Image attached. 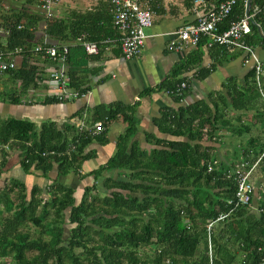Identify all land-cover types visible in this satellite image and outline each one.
I'll use <instances>...</instances> for the list:
<instances>
[{
  "label": "trees",
  "instance_id": "16d2710c",
  "mask_svg": "<svg viewBox=\"0 0 264 264\" xmlns=\"http://www.w3.org/2000/svg\"><path fill=\"white\" fill-rule=\"evenodd\" d=\"M263 1L251 0L249 12L255 6L261 8L250 22L251 32L246 37L252 46H264V37L255 24L259 23L264 33ZM30 3L31 0H25L19 9L0 13V26L5 34V40L0 39V51L20 57L15 69L3 74L4 82L11 88L0 90L2 102L19 104L22 95L46 87L32 54L37 44L71 43L82 33L86 40L96 43L117 37L111 7L105 0H98L91 9H73L52 18L32 12ZM244 12L245 0H237L231 15L217 25V30L224 31L231 20L241 18ZM24 21L42 23L44 27L40 32L26 26L18 28ZM205 42L206 38H202L186 60L175 66L155 89L172 90L182 81L188 84L182 74L201 61ZM18 48L21 51L15 52ZM226 55L221 49V59ZM86 56L82 45L69 47L70 85L80 95L88 90V86L81 87L77 69ZM213 69L210 64L196 71L195 77L204 78ZM254 73L251 67L241 83L236 78L227 79L222 84L226 92L210 94L208 101L163 110L154 123L161 133L176 139L147 135L156 145L149 154L132 142L139 124L134 105L95 107L92 122L103 121L105 129L94 136L84 133L72 139L68 138L66 126L58 127L50 120L36 128L30 120L0 116V177L9 155L18 150L20 167L26 173L35 168L49 178L55 166L57 175L72 171L81 179L85 176L80 172L81 163L93 156L92 151L84 153V148L93 141L106 143V129L113 120L120 117L126 123L117 138L115 152L105 164L90 172L93 182L84 187L78 202L74 189L57 178L50 179L46 187L35 185L29 192L22 181L7 179L0 187V258L11 256L12 264H257L255 248L264 238V217L249 207L240 208L214 226L209 255L205 225L227 210L235 183L224 175L223 165L210 173L206 171L210 147L202 143L204 136L212 140L218 130L235 128L227 118V111L256 106L259 101L264 103ZM187 90L188 87L182 99ZM172 96L180 102L181 97ZM62 102L65 100L46 96L41 103ZM76 138L79 142L75 150L69 151ZM263 150L264 143L258 153ZM44 152L47 154L43 155ZM242 153V157L248 156V148ZM123 168L131 172L119 173ZM111 170H117L121 179L102 175ZM29 223L38 228L37 236L25 230ZM68 224L71 226L65 235ZM146 247L152 248V254L141 257L139 254L144 255Z\"/></svg>",
  "mask_w": 264,
  "mask_h": 264
},
{
  "label": "crops",
  "instance_id": "0c3cea01",
  "mask_svg": "<svg viewBox=\"0 0 264 264\" xmlns=\"http://www.w3.org/2000/svg\"><path fill=\"white\" fill-rule=\"evenodd\" d=\"M78 3V7L81 9L78 8L77 10L85 11L95 7L98 0H75L73 6H77ZM65 13L66 11L63 9L58 15L62 16ZM195 16L191 0H160V5L153 10V24L146 29L147 36L140 55L129 59L124 58L115 36L101 41L99 53L87 55L82 66L77 68L82 79L81 87L88 86L87 92L76 99L62 103H41L48 96L46 91H50L52 63L37 57L36 63L41 70L40 76L43 78V85L46 87L33 90L32 93H36L34 96H32L33 94L30 96L22 95L19 104L0 101V116L27 119L32 121L36 128H39L43 121L50 120L55 122L58 127L66 126L69 130L68 138L72 139L73 136L81 134L79 131L81 122L84 125L83 129L91 128L95 123L92 122L95 107H107L115 104L134 105L139 124L132 142L140 150L149 154L156 145L149 141L147 135H153L148 136L150 138L176 139L161 133L154 123L163 110L167 108L177 109L181 105H189L201 100L208 101L210 94L219 91L225 93L222 84L227 79L236 78L241 83L252 67V62H244V55L240 52L227 54L226 58L221 59L219 47L211 49L202 47L201 61L182 74L187 77L189 82L183 101L177 102L165 90L155 89L170 75L175 66L186 60L188 54L194 49V46L190 44H184L180 49H174L170 46V40L174 37L171 34L174 30L183 24L194 21ZM253 47L264 64V46L255 44ZM210 64L214 65L210 74L200 79L195 77L196 71L201 68H208ZM152 88L155 90L147 92L148 89ZM261 112L264 113L262 101H259L256 106L251 105L245 109H231L227 111V118L235 128L233 130H218L212 140L203 137L202 143L210 147L211 158L219 162L217 169L222 165L226 168L240 160L245 148L249 150L248 156L245 157L256 158L264 152L263 150L258 153L260 145L264 143V117H260ZM237 127H241V129L239 130ZM125 128L126 123L119 117L107 127L106 143L100 144L93 141L84 148V153L92 151L93 156L81 163L80 172L85 175L81 179L72 171L64 175H57L55 166L49 172V178L44 177L42 171L35 168H31L26 173L20 167L19 151L15 150L13 155H9L4 172L0 177V184L4 185L10 178L18 179L25 184L29 192L33 186L46 187L50 179L57 178L60 183L74 189L76 202H78L84 187L93 182V175H89L90 172L108 161L116 150L118 136L124 132ZM249 141H253L252 144L249 145ZM130 172L131 170L127 168L119 171V173L124 174ZM110 174L121 179L117 170L104 172L105 176ZM253 183L254 205L248 209L258 215L259 213L254 207L260 202L263 195V162L255 172Z\"/></svg>",
  "mask_w": 264,
  "mask_h": 264
},
{
  "label": "built area",
  "instance_id": "2783aa9c",
  "mask_svg": "<svg viewBox=\"0 0 264 264\" xmlns=\"http://www.w3.org/2000/svg\"><path fill=\"white\" fill-rule=\"evenodd\" d=\"M45 18L59 16L55 12V8L60 4L61 0H31ZM110 4L112 11V23L117 32L116 41L119 44L121 55L126 58H133L142 52V48L147 36L146 29L153 24V10L160 5V0H105ZM237 0H191L192 10L195 13V20L181 25L171 34L173 39L170 40V46L174 49H180L184 44L195 46L202 38H206V42L202 47L214 48L219 47L227 54L240 52L244 55V62L252 61L254 68V82L258 87L260 95L264 98L263 91V63L257 55L255 48L247 43L246 37L251 32L250 22L254 20L256 13L261 8L255 6L252 12L244 15L236 20H231L229 27L224 31H218L217 25L225 18L231 15L233 7ZM154 7V8H153ZM264 8V1H263ZM255 24L260 27L259 23ZM28 27L29 30H42L44 24H32L24 21L18 25V28ZM4 33L0 26V32ZM5 35V34H4ZM2 37V36H1ZM5 37V36H4ZM2 40V39H1ZM73 44L83 46L87 55H96L99 53V43L86 40L85 34H80L71 43L62 45L56 44H37L32 51L37 57L49 60L52 63V71L50 77V91H46L48 96L56 97L59 100L69 101L76 99L84 94L70 85V75L68 73V53L69 47ZM21 51L20 48L15 52ZM17 66L13 55L0 51V74L12 71ZM188 87L187 81L177 84L172 90H165L170 95L181 97L183 91ZM83 123L79 124V131L83 135L87 133L91 136L102 132L105 127L103 121H96L91 128L83 129ZM203 130H206L204 128ZM82 131V132H81ZM85 131V132H83ZM80 134V135H81ZM79 140L76 138L69 145V151H74ZM54 154L53 151L50 152ZM47 154L44 152L43 155ZM264 152L256 158L242 157L224 170V175L232 179L235 183L233 196L228 202L227 210L219 212L218 215L209 220L206 225L207 242L209 247V255L211 256V234L214 226L218 222H223L232 214L236 213L242 207H253L254 183L253 178L255 172L259 168ZM218 160L210 159L206 164L208 173L217 169ZM49 184V183H48ZM257 212L264 217V188L260 202L254 207ZM264 227V218H263ZM257 253V264H264V238L255 248ZM211 263V262H210Z\"/></svg>",
  "mask_w": 264,
  "mask_h": 264
},
{
  "label": "rangeland",
  "instance_id": "374dc122",
  "mask_svg": "<svg viewBox=\"0 0 264 264\" xmlns=\"http://www.w3.org/2000/svg\"><path fill=\"white\" fill-rule=\"evenodd\" d=\"M24 2H25V0H2V2L0 3V13L7 14L11 9H19L22 6V4H24ZM73 5H75V0H61L60 4L55 8V12L57 14H59V13H61V11L63 9L66 12L71 11L73 9H76V10L78 8L81 9L80 7H78L79 3L76 4L77 6H73ZM28 7L30 8V10L32 12L37 13L38 8L35 5V3L28 4ZM37 31L40 32L41 30H37ZM0 39H2L3 41L5 40L4 33H2V31L0 32ZM13 58L16 61V64L18 65V63L20 61V57L19 56H13ZM34 58L36 59L37 56H35ZM249 62H252V61H249ZM4 79H5V76L3 74H0V81L2 82V85H0V90L3 89V88H5V89H10L11 88V86L7 82H4ZM12 86L14 87V86H17V85L12 84ZM34 94H36V93H32L31 91L26 93L27 96H30V95L34 96ZM14 153L15 152H12L11 155H13ZM10 168H11V166H10ZM109 173H111V172H109ZM102 175L104 176V173ZM1 185H3V184H0V186ZM70 226H71L70 224L65 226V235L68 234V228ZM25 230H29L30 233H31V236H37L38 233H39L38 228H36L33 224H30V223H29V225L27 227H25ZM145 249L143 251L144 255L143 254H139L141 257H145L146 255L149 256V255L152 254V248H150V247L147 248L146 247ZM137 251H140V250L137 249ZM199 251L200 250H198V253H199ZM11 259H12L11 256L0 258V264H12V260Z\"/></svg>",
  "mask_w": 264,
  "mask_h": 264
},
{
  "label": "water",
  "instance_id": "95a60500",
  "mask_svg": "<svg viewBox=\"0 0 264 264\" xmlns=\"http://www.w3.org/2000/svg\"><path fill=\"white\" fill-rule=\"evenodd\" d=\"M250 5H251V0H245V15H248L249 10H250ZM258 29H259L260 35L264 37V34L261 32V28L258 27Z\"/></svg>",
  "mask_w": 264,
  "mask_h": 264
}]
</instances>
